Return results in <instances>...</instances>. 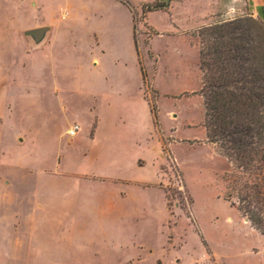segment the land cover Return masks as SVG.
Returning a JSON list of instances; mask_svg holds the SVG:
<instances>
[{
	"label": "rangeland",
	"instance_id": "1",
	"mask_svg": "<svg viewBox=\"0 0 264 264\" xmlns=\"http://www.w3.org/2000/svg\"><path fill=\"white\" fill-rule=\"evenodd\" d=\"M128 1L158 114L152 134L130 125L141 89L125 67L129 44L99 41L97 20L81 21V4L95 0H0V264H264V236L227 199L231 164L204 138V98L191 92L199 59L190 50L179 77L162 66L158 85L172 95L157 100L147 52L155 31L140 0ZM197 2L210 14L191 32L197 45L204 26L257 19L247 0ZM102 6L108 21H124L117 5ZM61 7L69 28L35 46L25 30L51 25ZM151 22L165 27L168 17Z\"/></svg>",
	"mask_w": 264,
	"mask_h": 264
},
{
	"label": "trees",
	"instance_id": "2",
	"mask_svg": "<svg viewBox=\"0 0 264 264\" xmlns=\"http://www.w3.org/2000/svg\"><path fill=\"white\" fill-rule=\"evenodd\" d=\"M120 1L133 10L128 0ZM168 5L166 0L146 2L142 15ZM251 20L264 24L259 14L200 29L199 91L207 141L231 164L227 199L264 236V32ZM150 105L157 124L156 107Z\"/></svg>",
	"mask_w": 264,
	"mask_h": 264
},
{
	"label": "crops",
	"instance_id": "3",
	"mask_svg": "<svg viewBox=\"0 0 264 264\" xmlns=\"http://www.w3.org/2000/svg\"><path fill=\"white\" fill-rule=\"evenodd\" d=\"M153 1L154 0H140L139 5L136 7L137 11H140V14L142 15L143 14L142 5L146 2H153ZM166 1L167 4H169L168 5L169 10L150 11L147 12L145 15V20L147 21L149 26L155 31L154 35L150 38L149 50L147 51L149 60H153V64H154L152 66V73L151 74L148 73V74L149 76H151V79L154 81L155 89L157 90V95H158L157 100L159 101L161 100V97L163 95H168V94L172 95L167 91H163L158 85V76L162 69V66L164 68L163 70H165L164 73L168 77H171L173 75L175 77L176 76L179 77L182 74L180 64H183L188 60L191 53L190 50H192V54L194 55L196 54L194 56L195 58L194 62L200 59V45L196 44L195 37L192 36L191 32H194L198 24L207 22L208 16L206 15H210L206 6H204L203 4L204 2L198 3L197 0H166ZM247 1L249 2V6H250L249 10H251L250 12L253 15L258 17L259 14H262V16L264 17V0H247ZM103 2H108V3L110 2L114 5H117L120 9H122L124 13V21H120L117 24L114 21H108V18L106 17V14L108 12L105 10L106 8L102 6ZM60 10H61V17H59L57 14L51 13L50 15V18L52 20L51 25H43L49 27V31L47 32V35L43 40V42L36 45L32 40V38L28 36L35 46H40L43 43H45L51 33L53 36V43H54V40L56 38H59V36H61V32L69 28L65 26L64 23V21L68 19L70 16L69 10L66 7H61ZM79 10L83 12V15L81 16L82 23H85L88 19H90L95 23L98 22V25H100L97 28L98 31L97 39L99 41H102V39H105V37L108 36V37H112L113 39L115 38L119 41H124L129 44L130 48L127 57L128 59L124 60V63L126 62L125 67L128 69V71L135 72L138 86L141 89V93H140L141 99L139 102L140 111L136 113L134 118L132 117L130 119V125L131 127H139V128L147 127L146 129L149 131V134H152L151 130L156 131L157 129L155 126L153 113L151 111L150 102L145 94V78L143 76L142 66H144V70H147V66H146V60L144 58L142 59L141 54L139 53V50L137 49L135 43L134 16L132 9L127 4L119 0H95L94 3L81 4V8ZM157 13H159L160 15H166L168 17L167 26L160 28L156 24L151 22V17ZM103 15H105V18L102 23L100 22L99 18L103 17ZM108 17L111 18V20H113L112 17L110 16ZM33 28H37V27H33ZM105 30H107L108 33L105 34L104 33ZM157 39H162L161 44L164 46V48L161 46L159 41L157 42ZM170 53L175 57V62L178 63L177 65H169L166 60L164 61L165 56H169ZM197 71L200 77L199 86L197 89H192L191 92H195L196 90L199 91L202 86V82H201L202 71L200 69V66L197 67ZM159 111L161 112L160 108ZM170 113H174L173 116L175 118L178 116V114L175 113L174 109H171ZM188 122L189 121H187L186 124ZM78 125L80 126V129L77 131V133L81 130V125L80 124ZM203 128L205 129V127ZM166 130L177 135L176 128H169ZM204 138H207L206 129H205ZM160 140L161 143H159V146L163 157V143H162V139ZM158 170H159V166H158ZM2 177L4 176L0 175V181H3Z\"/></svg>",
	"mask_w": 264,
	"mask_h": 264
},
{
	"label": "water",
	"instance_id": "4",
	"mask_svg": "<svg viewBox=\"0 0 264 264\" xmlns=\"http://www.w3.org/2000/svg\"><path fill=\"white\" fill-rule=\"evenodd\" d=\"M48 31H49V27L48 26H41V27H37V28L28 29V30L25 31V34L27 36H29L30 38H32L34 43L36 45H38L41 42H43V40L45 39Z\"/></svg>",
	"mask_w": 264,
	"mask_h": 264
},
{
	"label": "built area",
	"instance_id": "5",
	"mask_svg": "<svg viewBox=\"0 0 264 264\" xmlns=\"http://www.w3.org/2000/svg\"><path fill=\"white\" fill-rule=\"evenodd\" d=\"M80 129V126L78 124H74L69 130L68 133L70 135H75L77 131Z\"/></svg>",
	"mask_w": 264,
	"mask_h": 264
}]
</instances>
